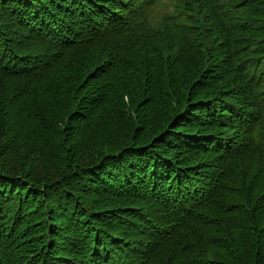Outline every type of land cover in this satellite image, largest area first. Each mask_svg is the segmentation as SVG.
I'll return each instance as SVG.
<instances>
[{
	"label": "trees",
	"instance_id": "1",
	"mask_svg": "<svg viewBox=\"0 0 264 264\" xmlns=\"http://www.w3.org/2000/svg\"><path fill=\"white\" fill-rule=\"evenodd\" d=\"M0 133V264H264V0H0Z\"/></svg>",
	"mask_w": 264,
	"mask_h": 264
},
{
	"label": "rangeland",
	"instance_id": "2",
	"mask_svg": "<svg viewBox=\"0 0 264 264\" xmlns=\"http://www.w3.org/2000/svg\"><path fill=\"white\" fill-rule=\"evenodd\" d=\"M170 9L171 8H169L168 10H170ZM155 113L160 114V108L159 107H158L157 112H155ZM129 122H130L129 119H126L124 126L119 128L120 130L119 129L106 128L105 134L103 137H101V138L91 137V138H89V140H84L80 143H78V141H79L78 137L76 135H74V137H73L74 143L75 144L78 143L76 148H74V150L76 152V150L78 149V153H80L79 156L77 155L78 154L77 153L76 156L74 157L75 163L81 159V160H84L85 163H90L91 161H95L94 164H96L97 160H100L101 158L105 157L107 154L108 155L117 154L118 152L122 151L121 149L130 148V147H124L123 146L124 140H119V138H121L120 136H122L123 134H125L128 131H131V125L129 124ZM133 124H136L135 121ZM1 134L2 133H0V135ZM7 135H8V133L6 134V136ZM10 138H11V136L8 137V139H7L8 141L6 140L9 143H7V142L6 143H0V147L3 150H11L12 152H7L8 154L6 152H1L0 155H2V153H4V158H6V155H9L11 157L13 156L15 160H18V157H20L22 160L27 161L30 159V161H32L31 160V150L29 149L28 140H25V143L22 147L23 149L20 150L18 147L20 144H17L16 142L11 141ZM99 144H101V145H99ZM97 145H99V146H97ZM66 151H68V148L66 149ZM127 151H129V149L123 150V153H126ZM77 156L79 159L77 158ZM64 158H65V156H64ZM1 159H2V161L0 160V166H3L4 165L3 162L6 160L3 158H1ZM14 159H12V160H14ZM36 165L39 167H37ZM56 165L57 164L55 161H53V162L51 161L47 165H44V164L41 165L39 163H34V164H32V169L34 171H39L40 168H44V169H50L53 171V169L56 167ZM20 168H21V170H23V168H25V167L23 165ZM1 170H2V168H0V177H5V178H8L10 180H19L20 179V177L14 176V174L11 171H10L11 173H6L7 171H1ZM58 171L60 174L64 173V170L63 171L58 170ZM18 175H20L21 177H26L24 175L23 171L20 172ZM53 177H54L53 179H54L55 184L63 182L62 180L64 178L62 179V176L59 175V178H57L56 176H53ZM202 179H204V178H202ZM23 180L26 182L25 179H23ZM3 182H5V180L0 181V188H2L4 186ZM209 182L210 181L208 179L202 180L201 185L197 186V187H203V188L209 187V185H208ZM1 183H3V184H1ZM14 183L15 182H12V184H14ZM78 184L80 185V183H78L75 179H69V180H65L63 183H60L57 185H52L53 187H55V188H53L54 200H57V201L59 200V196L61 194V189H72V190H75L76 192H78V191L82 192L83 191L82 188L79 186H76ZM18 186L20 188H23L22 185H18ZM27 186H29V185H27ZM24 193H25V195H24L25 197L29 196V194L26 191ZM98 195H99V197L97 195L95 197H93V199H92L93 204L95 202H100V200L103 201V200L109 199V197L103 193L98 194ZM61 200H63V198H61ZM109 202L103 201V203L101 205L96 204V206L94 204L93 210H98L97 212L104 211L106 208H109V206L111 205V203L109 204ZM58 203L59 202H57L56 205H59ZM61 226H63V225H61ZM60 230H61L60 233L63 235L65 233V229L61 228ZM62 235H61V237H62ZM61 241H62V239L60 238L58 244H60ZM70 247H71V245L69 244L68 248H70ZM62 249H64V247H62ZM253 261H255V260H253ZM253 261L251 262V264H253Z\"/></svg>",
	"mask_w": 264,
	"mask_h": 264
},
{
	"label": "bare ground",
	"instance_id": "3",
	"mask_svg": "<svg viewBox=\"0 0 264 264\" xmlns=\"http://www.w3.org/2000/svg\"><path fill=\"white\" fill-rule=\"evenodd\" d=\"M159 43V42H158ZM150 44V43H149ZM254 164V163H253ZM261 165V164H260Z\"/></svg>",
	"mask_w": 264,
	"mask_h": 264
}]
</instances>
